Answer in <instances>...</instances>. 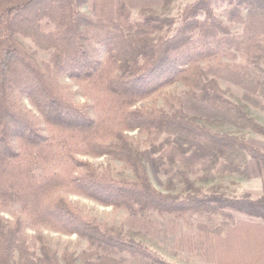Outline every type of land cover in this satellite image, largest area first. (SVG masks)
Listing matches in <instances>:
<instances>
[{
    "label": "trees",
    "instance_id": "obj_1",
    "mask_svg": "<svg viewBox=\"0 0 264 264\" xmlns=\"http://www.w3.org/2000/svg\"><path fill=\"white\" fill-rule=\"evenodd\" d=\"M134 1L0 0V264H171L60 193L124 209L149 225L154 215L173 222L196 217L188 250L215 264L264 263V197L203 195L191 179L214 168L247 173L254 166L264 174L262 148L211 126L227 122L264 133L246 111L264 100V75L247 64L264 62V0H233L227 19L209 0H197L179 23L162 12L172 0H152L160 10L143 5L136 17ZM19 37L49 52L47 61ZM221 81L240 87L245 103L226 98ZM178 82L187 91L172 109H133ZM77 93L85 102L75 100ZM133 131L153 142L164 137L159 148L140 150ZM81 156L120 160L134 176L102 174ZM167 168L180 177L184 195L155 187L151 175L161 183ZM40 226L76 234L89 250L63 260L44 244L32 250L26 231Z\"/></svg>",
    "mask_w": 264,
    "mask_h": 264
},
{
    "label": "rangeland",
    "instance_id": "obj_2",
    "mask_svg": "<svg viewBox=\"0 0 264 264\" xmlns=\"http://www.w3.org/2000/svg\"><path fill=\"white\" fill-rule=\"evenodd\" d=\"M195 1L197 0H172L162 12L166 16L175 18L177 23H179L182 10ZM232 1L233 0H209V3L217 14L222 18L227 19L226 10L232 6ZM134 3L132 12L135 17L140 6L143 5H153L152 8L160 10V7L156 6L152 0H136ZM83 9L87 10L88 6H85ZM234 30L238 32L241 31V26L235 24ZM19 40L31 52L36 54V57L40 62L47 61L50 54L49 52L38 49L26 38L19 37ZM238 61L239 60H223L224 63ZM247 64L250 69L264 75V62H260L259 67L251 63ZM61 82L71 91L76 92L78 90L76 83L70 79L62 78ZM220 87L224 90V95L229 100L235 103H245L243 98L244 92L237 85L221 81ZM186 91L187 88L183 82L175 83L162 89L151 97L135 103L133 109L158 107L170 110L176 106L178 102L177 100L179 97H183L184 92ZM75 96L77 102L83 103L86 100L82 97L81 93H77ZM25 104L28 108H32L27 101H25ZM261 104L262 106L259 109L247 107L246 111L250 117L254 118V120L264 128V100H262ZM211 126L221 132L230 133L245 140H249L253 142L254 145L264 150V133H258L250 128L235 126L227 122H218ZM128 134L132 137V142L135 147L140 148V150L151 148L152 143L159 148L160 142L164 137L161 136L153 142V136L149 138L150 136L148 137L147 135H139L138 131L129 132ZM166 148V144L163 145L159 152L154 156L158 157ZM80 158L92 164L95 169L102 174L114 177L134 176L132 167L120 160L108 156H81ZM151 176L155 187L163 193H176L181 196L186 193V188L181 182L180 177L175 173V170L170 171V169L167 168L159 173L158 177H160L161 183H159L153 175ZM191 179L194 181L195 187L203 195L216 194L233 198H247L251 200H257L264 197V174L254 166H251L250 171L247 173H243L240 170H227L224 173H218L215 168L209 172L201 170L197 174L191 175ZM60 195L62 197H67L75 206L80 208L90 217H94L107 226L122 230L133 236L136 241L148 247L157 256L168 263L215 264L207 258H204L197 251H190L187 249V247H189L188 235H192L196 232V217H189L187 219L189 221L173 222V220L169 218L162 219L161 217L154 215V220L149 225L143 221H138L137 219L130 217L124 209L105 206L94 200L76 194L60 193ZM2 216L11 222L16 219L14 216L6 213L2 214ZM233 216L235 219L254 220L240 213H234ZM26 235L28 236L32 250L38 249L44 244L53 249L61 260H63L68 254L72 253L79 257L83 252L89 250V244L87 241L81 239L78 235L57 232L47 227L40 226L36 229L28 228ZM77 264L85 263L79 259Z\"/></svg>",
    "mask_w": 264,
    "mask_h": 264
}]
</instances>
